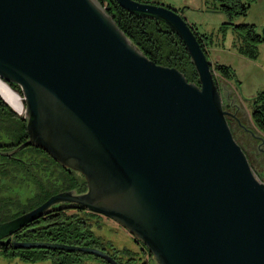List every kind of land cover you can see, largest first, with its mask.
Listing matches in <instances>:
<instances>
[{
  "label": "water",
  "instance_id": "95a60500",
  "mask_svg": "<svg viewBox=\"0 0 264 264\" xmlns=\"http://www.w3.org/2000/svg\"><path fill=\"white\" fill-rule=\"evenodd\" d=\"M117 1L170 24L200 81L152 60L101 0H0V77L20 85L30 134L17 148H45L88 185L1 222L0 244L71 202L124 224L158 264H264V179L234 136L214 63L184 7ZM12 242L122 264L98 247Z\"/></svg>",
  "mask_w": 264,
  "mask_h": 264
},
{
  "label": "trees",
  "instance_id": "16d2710c",
  "mask_svg": "<svg viewBox=\"0 0 264 264\" xmlns=\"http://www.w3.org/2000/svg\"><path fill=\"white\" fill-rule=\"evenodd\" d=\"M101 1L120 27L152 60L159 64L176 66L186 74L189 80L200 81L199 73L184 40L170 24L162 19L144 17L131 12L117 0ZM251 1L215 0L211 6H208L209 9L219 10L228 15V20L221 24L222 32H226L231 24L245 30L244 33L239 32L243 36V44L239 51L244 55L243 51L249 45L254 48L258 42H264V27L262 33H259L255 30L254 23L234 22V16L247 14ZM191 25L208 53L207 39L211 36L199 31L195 23ZM242 46H244L243 51ZM252 53L257 55L256 50ZM247 55L251 58L255 57ZM213 67L217 70L215 76L236 78L235 69L231 64L215 62ZM10 85L22 92L19 84L11 82ZM252 99L253 121L257 127L264 130V91ZM29 137L27 118L0 94V223L37 207L57 192L87 189V181L81 173L60 163L45 148L35 144L17 148ZM26 188L30 190L25 191ZM62 203V206H57L54 211L29 222L26 227L16 233V242L53 241L104 248L99 246V237L96 236L88 221L91 215L96 213L81 206L70 205L69 202ZM145 249L149 250L147 246ZM5 250L10 255L19 256L25 260L52 256L56 264H76L91 255L78 249L15 246L14 243L5 247ZM134 259V252L129 251L127 263L134 264ZM119 261L124 264L121 260Z\"/></svg>",
  "mask_w": 264,
  "mask_h": 264
},
{
  "label": "rangeland",
  "instance_id": "374dc122",
  "mask_svg": "<svg viewBox=\"0 0 264 264\" xmlns=\"http://www.w3.org/2000/svg\"><path fill=\"white\" fill-rule=\"evenodd\" d=\"M160 3H165L173 6L174 8H184L185 17L189 20L197 22L200 31L210 34L212 36V41L210 46H217L216 35H221L219 40H221V48H226L222 50V54L226 60L223 62H229L227 64H233L235 69V82L237 91L240 96V102L243 103L245 108L250 111L253 109V99L252 97L264 91V42H258L257 46L251 48V45L247 47L245 51L244 46L241 50L245 53L244 55L239 54L241 44H243V36L239 32L244 33L245 30L232 24L228 26L226 32L220 30L221 23L224 20H228V15L225 12H220L219 10L209 9L215 0H153ZM248 1V0H245ZM234 22H245L254 23L255 30L262 33L264 27V0H252L251 6L247 14H241L234 16ZM219 29V30H218ZM212 32V33H211ZM220 42V41H219ZM208 46V45H207ZM232 48L233 50L231 51ZM208 48V47H207ZM208 49V56H210V50ZM236 50V51H235ZM256 50L254 55L252 52ZM246 54H250L255 57H246ZM249 55V56H250ZM248 56V55H247ZM232 62V63H231ZM227 79V78H224ZM238 79V81H237ZM11 86V85H10ZM11 88L18 94L19 102H10L1 92L0 94L12 105L20 114H25L26 103L24 100L23 92ZM245 118V117H244ZM247 121V119L245 118ZM257 127V126H256ZM264 134V130L257 127ZM30 188H26L25 191H29ZM92 225V230L99 237V246H103L105 250L111 254H116L118 260H121L124 264H128L129 251L134 252L135 263L140 264L141 261H145L149 264L157 263L154 256L145 250L142 246V242L138 237H134V233L127 228L121 222L107 216L102 215H91L88 220ZM0 264H56L52 256L46 258H41L37 260H25L19 256H12L5 249H0ZM76 264H108L105 259L94 254L86 256L83 261L77 262ZM111 264V263H110Z\"/></svg>",
  "mask_w": 264,
  "mask_h": 264
},
{
  "label": "flooded vegetation",
  "instance_id": "af4514ba",
  "mask_svg": "<svg viewBox=\"0 0 264 264\" xmlns=\"http://www.w3.org/2000/svg\"><path fill=\"white\" fill-rule=\"evenodd\" d=\"M215 71H216V75H217V70L215 69ZM216 77H217L218 83H220V80L223 77H220V76H216ZM223 100H224L225 108L227 110L231 111V114H232V115H228V119H229V122L231 123L235 138L243 146V148L247 151V154L249 156L251 164L253 165L257 174L261 178L264 179V134H263V132L261 133V131L256 127L257 125L253 121L251 111H250V114L248 113V115L246 116V119H247V121H246L244 116H243V112H242V116H241L240 107H239V105L237 106V104H235L237 102L235 99H233L232 97H227L226 95H223ZM249 118L251 120V124H248ZM70 169H72V168H70ZM72 170H74V169H72ZM74 171H77V170H74ZM77 172H79V171H77ZM79 173H81V172H79ZM85 179H86V177H85ZM87 190H88V185H87V189L84 191H78V190H75V191L79 193V192H85ZM69 203H70V205H73L75 207L81 206L88 211H92V212L96 213L97 215L107 216L101 212H97V211L88 209L87 207H85L81 204L71 203V202H69ZM62 205H63V203L61 202V203H57L55 206L57 207V206H62ZM27 225L23 226L22 228L18 229L17 231L13 232L10 235L4 236V240H6L8 237H12V240H13V238L16 237V233L21 231ZM96 236H98V235H96ZM98 237H101V236H98ZM134 237H137V236L134 235ZM12 240L8 244H0V249L3 250V249H5V247H9L11 244H13L14 241L12 242ZM140 241L142 242V246L145 249V247H146L145 243L142 240H140ZM15 242H16V240H15ZM98 248H101V247H98ZM102 249L105 250V248H102ZM147 251L150 253L151 256H154L150 252V250H147ZM89 254L92 255V253H89ZM112 255L114 257L118 258V256L116 254H112ZM142 263L149 264L145 261H141L140 264H142ZM154 264H158V263H154Z\"/></svg>",
  "mask_w": 264,
  "mask_h": 264
},
{
  "label": "crops",
  "instance_id": "0c3cea01",
  "mask_svg": "<svg viewBox=\"0 0 264 264\" xmlns=\"http://www.w3.org/2000/svg\"><path fill=\"white\" fill-rule=\"evenodd\" d=\"M187 6L185 5V7L184 8H186ZM180 9V8H179ZM220 12H222V11H220ZM183 13L185 14V11H183ZM188 20H189V18H188ZM224 21H226V20H224ZM223 21V22H224ZM189 22L191 23V24H196L197 26H198V24H197V22H194V21H192V20H189ZM222 22V23H223ZM221 23V24H222ZM220 24V25H221ZM198 29H199V26H198ZM219 30V29H218ZM199 31H200V29H199ZM202 33H204V31H201ZM212 33V32H211ZM204 34H207V33H204ZM207 35H210V34H207ZM211 36V35H210ZM221 37V35H216V40H217V46H215V43H214V46H210V49H209V45L211 44V41H212V36H211V38H208V39H210V40H208L207 39V42H208V49L210 50V58L212 59V61H213V63L214 62H224L225 60H226V58H224V56H223V54H222V50H226V48L225 47H223V49L220 47L221 45V40H219L218 38H220ZM220 41V42H219ZM229 49H231V51L233 50L231 47L229 48ZM236 51V50H235ZM236 52H238L239 54H241V55H244L243 53H241L240 51H236ZM245 56V55H244ZM246 57H248V56H246ZM248 58H250V57H248ZM225 63H229V62H225ZM232 63V62H231ZM233 65V64H232ZM219 86H221V91L223 92V95H226L227 97H232L233 99H235L237 102L235 103V104H237V106L239 105V107H240V110H241V116H242V112H243V116L246 118V116L248 115V113L250 114V110H251V108H252V106H251V108H249V109H247V108H245V106L243 105V103L242 102H240V96H239V93H238V91H237V87H236V82H235V79L234 78H227V79H224V78H222L221 80H220V83H219ZM243 109V110H242ZM248 124H251V120H250V118H249V121H248ZM262 133V132H261Z\"/></svg>",
  "mask_w": 264,
  "mask_h": 264
},
{
  "label": "bare ground",
  "instance_id": "6f19581e",
  "mask_svg": "<svg viewBox=\"0 0 264 264\" xmlns=\"http://www.w3.org/2000/svg\"><path fill=\"white\" fill-rule=\"evenodd\" d=\"M0 92L12 103H18L20 101L18 94L11 88L10 84L1 77Z\"/></svg>",
  "mask_w": 264,
  "mask_h": 264
}]
</instances>
